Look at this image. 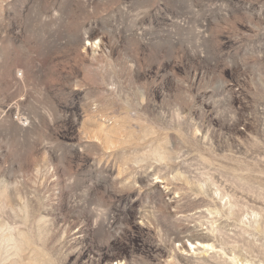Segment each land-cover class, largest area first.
I'll use <instances>...</instances> for the list:
<instances>
[{
	"label": "rangeland",
	"instance_id": "obj_1",
	"mask_svg": "<svg viewBox=\"0 0 264 264\" xmlns=\"http://www.w3.org/2000/svg\"><path fill=\"white\" fill-rule=\"evenodd\" d=\"M0 264H264V0H0Z\"/></svg>",
	"mask_w": 264,
	"mask_h": 264
}]
</instances>
